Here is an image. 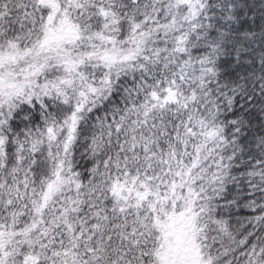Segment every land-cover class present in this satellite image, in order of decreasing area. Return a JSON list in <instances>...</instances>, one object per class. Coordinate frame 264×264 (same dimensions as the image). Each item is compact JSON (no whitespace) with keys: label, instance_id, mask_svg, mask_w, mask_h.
I'll list each match as a JSON object with an SVG mask.
<instances>
[{"label":"snow or ice","instance_id":"1","mask_svg":"<svg viewBox=\"0 0 264 264\" xmlns=\"http://www.w3.org/2000/svg\"><path fill=\"white\" fill-rule=\"evenodd\" d=\"M0 264H264V0H0Z\"/></svg>","mask_w":264,"mask_h":264}]
</instances>
